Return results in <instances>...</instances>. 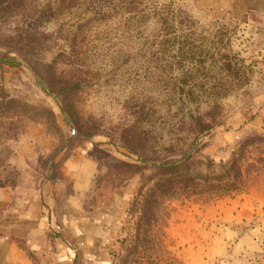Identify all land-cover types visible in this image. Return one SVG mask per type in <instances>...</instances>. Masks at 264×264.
Masks as SVG:
<instances>
[{
	"label": "rangeland",
	"instance_id": "obj_1",
	"mask_svg": "<svg viewBox=\"0 0 264 264\" xmlns=\"http://www.w3.org/2000/svg\"><path fill=\"white\" fill-rule=\"evenodd\" d=\"M17 6L0 0V189L51 195L79 264H264V17Z\"/></svg>",
	"mask_w": 264,
	"mask_h": 264
},
{
	"label": "crops",
	"instance_id": "obj_2",
	"mask_svg": "<svg viewBox=\"0 0 264 264\" xmlns=\"http://www.w3.org/2000/svg\"><path fill=\"white\" fill-rule=\"evenodd\" d=\"M215 1L217 10L236 17H264V0ZM52 199L35 184L0 189V264H79L60 233L61 215Z\"/></svg>",
	"mask_w": 264,
	"mask_h": 264
},
{
	"label": "trees",
	"instance_id": "obj_3",
	"mask_svg": "<svg viewBox=\"0 0 264 264\" xmlns=\"http://www.w3.org/2000/svg\"><path fill=\"white\" fill-rule=\"evenodd\" d=\"M11 1V4H15L16 5V7H19V6H17V5H19V3H20V1H22V0H10ZM1 10H3V9H1Z\"/></svg>",
	"mask_w": 264,
	"mask_h": 264
}]
</instances>
